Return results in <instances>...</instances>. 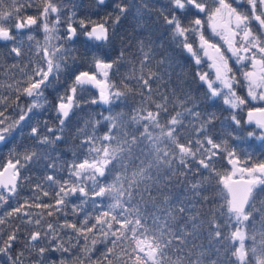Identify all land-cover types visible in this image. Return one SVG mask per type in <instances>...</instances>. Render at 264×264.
<instances>
[{"label":"snow or ice","instance_id":"1","mask_svg":"<svg viewBox=\"0 0 264 264\" xmlns=\"http://www.w3.org/2000/svg\"><path fill=\"white\" fill-rule=\"evenodd\" d=\"M71 2L72 0H65V3ZM236 2L240 3L241 0ZM245 2L248 7L242 11L226 0H218V6L214 10L209 9L205 0H167L159 6L158 18H162L166 29L170 30L172 44L176 47L171 44L165 46L163 41L158 43L152 38L151 31L141 30L136 38L137 50L132 51L133 45L129 43L120 48L115 60L108 59L105 46L114 48L117 26L135 5L117 3L114 13H110L99 23L88 18L81 19L79 32L84 37L83 46L86 51L92 53L96 69L102 72L105 78L109 76L110 71L119 72L125 53H131L133 57L130 75L135 83L128 87L131 81L125 77V88L113 91V85H109L107 81H99L95 74L87 71L73 73L69 68L67 60L75 51L69 47V43H74L78 37L77 27L74 26L75 12L72 9H68L69 14L62 21L63 13L53 0H45L39 17L27 15L28 9L35 7L34 0H11V6L6 9L5 0H0V41L13 44L7 53L8 56L21 58L25 55L22 51L23 44L17 43V33L23 36L26 30L37 25L38 19L43 21L45 34L43 47L37 42L35 48V66H26L29 71L23 72L28 76V80L22 91L31 98V105L25 110L18 103L15 104L12 111L19 109V117L9 119V100L13 93L5 95L0 92V145L16 139L18 132L23 134L28 122L35 116L36 123L30 127L28 138L36 142L34 147L39 148L35 151L26 148L23 157H18L14 164L10 163L9 167L14 170V175L6 181H0V205H7L11 199L18 196V177L20 180L26 179L20 173L21 168L42 164L50 170L44 177L47 187L53 189V186H58L55 200L57 211H61L72 197L80 201L78 205H74V212L82 211V206L89 202L95 209L101 210L91 227L84 225L78 228L75 223H65L57 228L53 223H48L45 230H41L43 221L39 217L32 218L29 213H25L28 222L34 221L38 230L31 233L24 248L15 255L13 248L18 240L19 227L11 229V234H7L6 239L5 233L0 232V257L6 258V261L0 259V264H24L25 252L31 255V251L41 240L48 241V244L39 247L38 254L42 259L36 260L35 264H45L49 259L51 264H58L54 256L44 254L49 250L52 253L68 251L67 245L72 243V239L69 233H62V229H71L78 234L93 233L94 230L100 233L101 239H93L92 243L108 241L113 245V248L107 249L104 257L109 261L114 254V248L121 246L123 255L127 257L124 264H129V261H134V264H225L224 260L213 258L218 257L219 249L207 257L200 252L193 259L189 243L190 239L199 238L206 232L208 248L218 244L222 249L224 245L221 241L228 239L224 229L231 227L233 220L237 230L231 233V240H239L240 246L231 253L235 259L228 258L227 264H251L252 259L255 264H264V207H255L256 191H264V164L241 169V173L247 171L252 177L246 181L242 190L227 182L230 177H221V182L229 193L227 220L222 222V217L225 216L223 208H209L211 215L208 216L203 209L214 204L213 199L205 195L208 191L207 182L211 180L214 171L213 159L226 152L228 163L232 164L236 156L234 150H228L226 143L216 142V137L211 134L215 115L208 113L205 117L191 95V84L197 80L208 85L210 97L223 95L209 82L207 73L199 71L201 60L191 38L193 34L199 33L201 13L209 16L213 33L224 40L228 50L236 56L238 64L250 58L253 66L259 64L261 73H264V0ZM97 4L104 6L105 0H97ZM154 7L155 4L150 5L142 0L139 10L147 14ZM52 14L56 16L55 22L49 21ZM225 15L226 25L223 23ZM188 16L193 18L185 24L184 18ZM150 18L148 16V19ZM252 20L258 22L260 31L253 29ZM62 23L66 24V31L59 30ZM218 28L224 31L218 32ZM125 39L124 36L120 37L121 45H124ZM28 40L32 41L33 36L28 35ZM53 40L63 42L52 44ZM199 41L206 55L208 48L215 49L218 54L219 63L214 59L212 67L215 69L217 81L228 90L224 103L233 109L245 104L246 99L237 96L233 91L235 78L231 75L232 69L220 48L214 43H209L203 33H199ZM29 52L31 53V44ZM183 52L193 58L197 65L195 71L185 70L182 63L185 59ZM241 52L250 53V57L241 55ZM137 58L139 70L136 68ZM145 69L148 70L147 75ZM63 70H67V74L73 77V83L52 102L54 119L59 122V127H49L48 119L51 117L41 120L44 112L34 110L45 108L43 102L47 98L44 91L53 79H59ZM244 76L249 81L248 96L253 100L264 101V91H255L256 87L264 88V75L260 77L259 83L252 71L245 72ZM86 85H94L100 89L99 100L91 99L90 104L108 105L106 111L109 115L101 114L95 122L89 119L84 130L78 134L79 148L85 158L82 161L73 160L58 168L59 156L52 155L55 148L53 147L51 152L45 149L62 141L64 127L75 115L73 109L80 107L77 100L83 99L78 93L84 91ZM2 87L3 84H0V88ZM20 87V81L9 85L10 90L16 89L14 94L17 100L20 99ZM129 94L140 97L139 106L132 110L130 118L125 120L123 112L112 115V108L118 106ZM205 96L208 98V93ZM88 103L89 101L84 100V104ZM256 111L264 113V108H258ZM251 116L252 113L249 112V117ZM232 120L237 127L241 125V121L235 116ZM258 125L264 129V123L258 122ZM88 128H91V134L87 131ZM101 129L104 130L102 136L99 135ZM248 135L252 136L253 133L249 132ZM65 167L67 178H61L57 172L64 171ZM205 172L208 173L207 177L204 176ZM177 185L182 189V193L172 196L170 190L172 186ZM43 188V184L37 183L34 190ZM43 195L48 196L49 192L44 191ZM35 199L39 200V197L36 196ZM105 199L111 201L106 208ZM27 204L26 201L24 205L12 208L5 214L6 218L0 217V225L8 223L11 218L23 220L24 217L19 214ZM246 205L249 206L247 210ZM35 206L45 209L51 207L39 202ZM257 211L261 214L259 244L256 245V238L253 236L254 246L245 250V233L240 229L250 217L255 219ZM52 214L51 211L47 213L48 216ZM114 224L119 227L114 228ZM64 235H69L70 239L65 241ZM125 241L132 249L131 252L122 247ZM225 256H228L227 251Z\"/></svg>","mask_w":264,"mask_h":264},{"label":"trees","instance_id":"2","mask_svg":"<svg viewBox=\"0 0 264 264\" xmlns=\"http://www.w3.org/2000/svg\"><path fill=\"white\" fill-rule=\"evenodd\" d=\"M45 0H34L35 7L29 8L27 15H33L39 17L40 11H42L43 4ZM53 2L60 7L61 20H65L68 16V9H72L75 12V23L74 26L77 27L78 37L75 39L74 43H69V47L73 48L75 51L72 53V56L67 60L69 68L73 73H79L82 71H87L89 73L93 72V65L95 64L92 60V53L86 51L83 46L84 37L79 32V21L81 19H91L94 22H102L110 13H114L115 5L117 3H123L125 5H135L131 7L129 12L126 13L125 17L122 19L120 25L117 26L116 38L114 39V48L110 46H105V51L108 53L109 60L117 59L119 55V50L121 47L126 46L131 43L133 45L132 51H136V38L138 37L141 30L148 32L151 31L152 38L157 40L159 43L163 41L165 46L171 44L172 47H176L175 44H172L171 41V32L166 29L163 19L158 18L159 6L165 4L167 0H145L148 4H155L156 7L145 14L139 9L142 7V0H106L104 6H99L95 3V0H72L71 3H65V0H53ZM226 2L231 3L234 7H237L240 10L246 9L248 6L245 0H241L240 3H237L236 0H226ZM206 5L210 10L215 9L218 6V0H205ZM75 5V7H73ZM11 6V0H5L4 8ZM148 16L151 18L148 19ZM141 17H144L141 19ZM193 17L188 16L184 18V23L187 24L189 20ZM200 18L202 20L199 33H203L205 38L209 43L216 44L220 48L221 52L224 54L225 59L228 60V66L232 69L231 75L235 78L233 83V91L236 95L245 98L246 103L239 105L237 108L233 109L230 105L224 103L223 95L225 92L222 90L223 95L217 97H210V92L205 83L202 84L199 80L191 84V95L194 98V103L199 105V110L205 114L207 117L208 113L215 115V120L213 121V127L211 129V134L216 137L217 143H226L228 145L229 151H235L236 158L232 164L228 163L229 157L226 152L218 154L213 159L214 171L212 173V178L207 182L208 191L205 195L211 197L214 201V204L207 205L203 211L210 216L209 208H223L225 216L222 217V222L227 220V198L226 190L224 184L221 182V177H229L232 171L241 170V169H250L254 168L259 164H264V129L256 125H250L245 118V111L251 108H264V101L259 99L253 100L248 96L249 91V81L245 78L244 73L247 71H252L256 74L255 79L257 83L260 82V77L264 75L260 71V65L257 66V69H254L253 64L250 62V58L242 61L238 64L236 56L232 55V52L228 50V45L224 40L220 39L217 35H214L211 23L209 22L207 14H201ZM55 14L50 15L49 21L55 22ZM145 21L147 26L145 27ZM43 21L38 19L37 25H33L30 30H26L23 36H17L19 39L17 43H22L24 56L21 58H14L7 55L9 49L13 46L11 42H0V84H3V87L0 88V92L5 95L13 93L9 100V119L13 117L18 119L19 109H16L15 112L12 111V107L15 104H19L22 108L27 110L28 106L31 105V100L29 97L23 94V87L27 86L28 76L24 75L23 72L29 71V67L35 66L36 53L35 48L37 42H39L42 47V42L44 41V32H43ZM251 25L254 30L260 31L259 24L255 21H251ZM66 24H61L60 31H64ZM199 33L193 34L192 41L194 43L195 50L197 51L198 57L201 60V64L198 66L199 71L202 73H207L208 77H211L213 71L210 67L208 61V49L207 55L205 50L201 48L199 41ZM28 35L33 36V40H28ZM124 36V45H121L120 37ZM63 41H60L62 43ZM31 44V53L29 52V45ZM185 59L182 63L185 65L186 71H195L197 65L193 58L187 53H182ZM241 55H246L250 57L249 54L240 53ZM259 59V55H257ZM30 61L32 62L30 64ZM123 65L118 73L113 71L109 72V76L105 78L102 74L101 82L107 81L109 85H113V91L117 89H124L125 83L124 78L127 77L131 83L128 84V87H132L135 83L131 79V72L133 68V57L131 53H125L124 58L121 61ZM29 66V67H26ZM138 58L136 59V68L139 70ZM138 74V71H137ZM148 74V70L145 69V75ZM17 81H20L21 87L19 90L20 99H16L15 88L9 89V85H15ZM73 83V77H70L67 74V70H63L59 79H53L52 83L48 85L47 89L44 91V95L47 98L43 103L45 104L44 109H35L36 112H44V118L51 117L48 119L49 127H59V122L54 119L55 111L51 107L52 102L55 99L62 95ZM155 88V85H153ZM84 91L79 92L78 95L83 97V99L77 100V103L80 107L74 108L73 111L75 115L72 116L64 127L63 139L57 144L50 146L46 151L51 152L52 148H55V151L52 152L53 156H59L58 168L59 166L65 165L66 163H71L73 160L82 161L85 156L82 154V150L79 148L80 139H77L78 134L84 130L85 123L91 119L93 122L97 118L101 117V114L104 116L109 115V112L106 109L108 105L98 103L97 105H91V99L99 100L98 94L95 89L88 86H84ZM134 91H138L134 89ZM255 91L260 93L264 91V88L256 87ZM208 93V98L205 94ZM71 94V93H69ZM84 100L89 101L88 104H84ZM140 97L139 95L129 94L126 99L122 100L121 103L112 108V115L123 112L125 113L124 119L128 120L132 115V110L139 106ZM171 108V105H169ZM154 111V105L152 106ZM179 110V109H177ZM235 116L236 119L241 121V125L237 127L232 120V117ZM36 117L34 116L31 121L28 122V127L25 128L23 134L17 133L16 139L11 140L10 143L0 145V169L6 163H16L18 157H23L26 148H32V150H39V148L34 147L36 144L35 141L28 138L30 127L36 123ZM187 123V121H185ZM87 131L91 134V128H88ZM103 129L99 131V135H103ZM263 133L259 138L258 135ZM252 132L253 135L249 136L248 133ZM83 138V137H81ZM86 151V150H83ZM49 169L45 168L42 164H31L25 168L20 169L22 177L26 178L20 180L18 177V183L20 187L18 188V196L14 197L9 201L7 205H0V217H5V214L8 211H11L12 208L24 205L27 201L28 204L19 214L21 217H24L23 220L11 218L8 220V223L0 225V232L5 233L4 238H7V234H11V229L19 227L18 240L15 242L13 248V255L20 252L25 245V242L30 238V235L33 231L38 230L37 226L33 223L28 222V217L25 216V213H29L32 218L39 217L43 221L41 230L47 228L48 223H53L59 228L60 225L65 223H75L77 227H82L86 225L91 227L92 224L96 222V216L101 214V210L95 209L91 202L83 205V210L73 211L74 205H78L80 201L75 197L70 198V202L63 206L61 211L56 210V191H58V186H53V189L47 187V182L44 180V177L49 173ZM57 175L61 178H67V169L65 167L64 171H58ZM204 176L207 177L208 173L205 172ZM111 179V178H110ZM41 183L44 185L43 190H34L35 185ZM48 191L49 195L44 196L43 192ZM182 193V189L177 186H172L170 194L176 196L177 194ZM38 196L39 200H36L35 197ZM255 207L260 209L264 207V191L257 190L255 193ZM163 197H161V200ZM49 204L50 208H37L36 203ZM110 199H105L104 207L110 203ZM246 205V210L248 209ZM51 211L52 216H48L47 213ZM219 215V213H217ZM6 218V217H5ZM261 214L260 212H255V219L253 220L250 217L249 221H245L244 225L241 227L245 233L244 246L245 250H250L254 246L252 237L256 238V245L259 244L260 234H261ZM106 227V226H105ZM114 228H118V224L113 225ZM237 227L235 226V221H232V226L224 229L225 235L228 237L226 241H221L224 247L221 249L220 245L213 244L211 249L208 248L209 240L207 234L200 236L196 239H190L189 248L192 249L193 259L197 257L200 252L205 254V257L211 256L213 252H216L219 249L218 257L225 261L227 264L228 258L235 259L231 256V253L235 251V248L240 246L239 240H231V233L236 231ZM62 233H69L72 239V243L67 245L68 251L66 252H55L52 253L50 250L45 252V256L52 257L54 256L58 264H124V261L127 260V257L123 255L121 251V246L114 248V254L111 256L110 261L105 260V254L108 248H113V245L104 241L102 243L93 244L92 240H100V233H83L78 234L72 232L71 229H62ZM69 235H64L63 239L68 241L70 239ZM87 237V239H86ZM131 233H129V238ZM48 241L41 240L34 250L25 252V261L24 264H35L36 260L42 259L38 254V249L40 246H46ZM195 245V247H193ZM203 246V247H201ZM122 247L126 248L127 251L131 252L132 249L128 247L127 241L124 242ZM187 252V249L185 250ZM228 252V256H225V252ZM171 254V253H170ZM143 256V253H141ZM249 256L251 253L249 252ZM173 258H175L173 256ZM0 259L6 258L0 257ZM45 264H51V259L45 262ZM129 264H134V261H129ZM251 264H255L254 259L251 260Z\"/></svg>","mask_w":264,"mask_h":264},{"label":"water","instance_id":"3","mask_svg":"<svg viewBox=\"0 0 264 264\" xmlns=\"http://www.w3.org/2000/svg\"><path fill=\"white\" fill-rule=\"evenodd\" d=\"M106 1V0H105ZM96 4H97V0H95ZM98 5V4H97ZM202 14V13H201ZM0 42H4V41H0ZM94 70L95 72H99L95 65H94ZM90 88H98L95 87L94 85H86ZM249 112L252 113L251 118L249 117ZM245 118L247 120V122L249 124H257L258 122L260 123H264V113L258 112L256 111V109H248L245 111ZM10 163H6L2 166V168L0 169V181H6L8 180L12 175H14V171L12 172V168L9 167ZM236 173H234V177L230 178L227 182L232 185L233 187H235L238 190H242L245 187L246 181L248 180L247 178H241V177H236ZM257 175H260V173H257ZM226 197L229 198V193L228 190L226 189Z\"/></svg>","mask_w":264,"mask_h":264},{"label":"rangeland","instance_id":"4","mask_svg":"<svg viewBox=\"0 0 264 264\" xmlns=\"http://www.w3.org/2000/svg\"><path fill=\"white\" fill-rule=\"evenodd\" d=\"M214 10V9H213ZM208 19H209V16H208ZM209 22H210V20H209ZM211 23V22H210ZM223 23L226 25L227 24V17H226V15H225V19H224V21H223ZM258 23V22H257ZM260 27V26H259ZM217 31L218 32H222V31H224V29H221V28H218L217 29ZM226 34V33H225ZM214 35H216L215 33H214ZM220 39H221V37L219 36V35H217ZM52 44H58V43H60V41H56V40H53L52 42H51ZM42 44L44 45V41L42 42ZM43 45H42V47H43ZM242 54H243V52H241ZM208 61H209V65H210V67H211V69H212V71H213V73H212V75H211V77H208L209 78V82L210 83H212L218 90H220V91H224L225 92V95H223V100H225V98H226V96L228 95V90L227 89H225V88H223V85L219 82V81H217V79H216V72H215V69L212 67V65H213V62H214V59H215V61L217 62V63H219V61H218V54L216 53V51H215V49H212V48H208ZM209 57H212L213 59H210ZM259 64H256L255 66H254V69H257V66H258ZM90 74H93V73H90ZM97 76V79L99 80L100 79V75H96ZM205 85L207 86V88H208V85L205 83ZM98 90H96V92H97ZM70 93V92H69ZM30 100H31V98H30ZM31 102H32V100H31ZM263 133H261V131H260V134L258 135V138L262 135ZM243 177H245V178H247V179H251L252 177L249 175V173L247 172V171H245V172H243L242 174H241ZM255 175H257L256 173H255ZM258 176V175H257ZM229 177L231 178L232 177V172H231V174L229 175Z\"/></svg>","mask_w":264,"mask_h":264}]
</instances>
